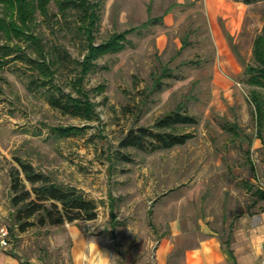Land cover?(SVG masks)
<instances>
[{"label":"rangeland","instance_id":"rangeland-1","mask_svg":"<svg viewBox=\"0 0 264 264\" xmlns=\"http://www.w3.org/2000/svg\"><path fill=\"white\" fill-rule=\"evenodd\" d=\"M228 2L244 7L243 19L234 44L226 38L230 54L221 58L204 0H101L96 43L113 32L135 30L121 51L93 59L80 89L79 62L87 49L75 10L62 15L51 1L48 15L35 10L29 23L52 66V77L17 57L42 60L32 42L14 33L0 34V45L12 47L0 59V232L8 230V244L0 255L32 264H65L68 259L63 224L36 225L23 232L14 224L9 170L15 157L31 162L58 184L79 188L96 203L97 217L74 222L116 242L125 237L126 227L148 226L145 199L162 192L150 182H181V190L201 195L190 209L212 216L224 232L236 213L264 206V87L251 84L244 73L246 64H256L252 47L264 27V0ZM164 14L166 22L142 26ZM224 26L221 19L220 28ZM156 82H162L161 90L155 89ZM252 89L260 96L261 115L250 98ZM51 95L64 102L68 96L82 99L87 115L52 106ZM178 108L197 119L176 127L192 134L185 144L155 151L119 147L129 129L152 126ZM63 128L72 134L60 135ZM110 210L119 214L115 228Z\"/></svg>","mask_w":264,"mask_h":264},{"label":"crops","instance_id":"crops-1","mask_svg":"<svg viewBox=\"0 0 264 264\" xmlns=\"http://www.w3.org/2000/svg\"><path fill=\"white\" fill-rule=\"evenodd\" d=\"M204 3L217 52L225 58L230 54L227 39L233 45V36L240 32L244 7L228 0H204ZM165 14L161 15L162 22L167 19ZM221 19L225 23L223 29ZM142 26L146 25L142 23ZM151 183L157 192H162L145 199L143 217L148 226L126 227L125 237L119 242L102 231L88 233L76 222L64 223L62 227L68 240L65 264H264V242L259 243L258 251V240L264 238V206L253 205L236 213L224 232L223 227L215 226L212 216L190 209L202 199L201 195L181 190L178 188L181 182ZM196 187L201 185L197 182ZM114 202L110 198L112 210ZM112 210L110 225L115 228L120 218ZM100 252L107 258H102ZM0 264L32 263L3 253Z\"/></svg>","mask_w":264,"mask_h":264},{"label":"trees","instance_id":"trees-1","mask_svg":"<svg viewBox=\"0 0 264 264\" xmlns=\"http://www.w3.org/2000/svg\"><path fill=\"white\" fill-rule=\"evenodd\" d=\"M51 1L55 2L60 14L65 15L68 11L75 10L80 17L79 30L84 35L87 49V54L79 62L81 74L76 80V84H78L77 89H80L82 78L90 69L93 59L121 51L125 46L126 36L135 28L113 32L107 39L96 43L95 31L101 20V0H0V34L11 37L14 33L15 36L32 42L42 60L26 58L21 55L17 57L22 60L27 59L26 62L38 69L44 77L49 75L52 77L54 72L51 64L45 61L41 41L31 32L29 23L33 20L35 10H39L41 14L47 16L48 5ZM242 1L252 3L257 0ZM161 21L162 17L160 16L149 18L143 24ZM11 52L10 45H0V59L7 57ZM252 52L256 64H246L244 73L248 75V81L251 84L264 87V27L253 40ZM155 89L161 90L162 82H156ZM250 98L256 103V111L261 115V99L258 91L252 89ZM48 99L52 106L64 112L72 111L77 115H87L81 106L84 102L82 99L68 96V100L64 102L62 97L53 95ZM195 123H197V119L194 116L178 108L159 116L152 126H137L129 129L119 141V147L155 151L182 145L192 137V134L175 131L177 125H193ZM71 134L70 128L60 130V135ZM122 159L130 161V158L124 154H122ZM15 163L9 170L11 217L21 232L36 225H62L66 222L82 219L93 220L97 217L96 203L87 199L76 186H63L56 183L49 175L37 170L31 162L21 157H15ZM262 196L264 197V193Z\"/></svg>","mask_w":264,"mask_h":264},{"label":"built area","instance_id":"built-area-1","mask_svg":"<svg viewBox=\"0 0 264 264\" xmlns=\"http://www.w3.org/2000/svg\"><path fill=\"white\" fill-rule=\"evenodd\" d=\"M8 244V230L3 229L0 232V249L4 248Z\"/></svg>","mask_w":264,"mask_h":264},{"label":"clouds","instance_id":"clouds-1","mask_svg":"<svg viewBox=\"0 0 264 264\" xmlns=\"http://www.w3.org/2000/svg\"><path fill=\"white\" fill-rule=\"evenodd\" d=\"M261 242H264V238H259V240H258V251L260 250V249H259V243H261ZM99 251H100V250H99ZM100 253H101V252H100ZM101 257H102V258H105V259L107 258V257H106L104 254H102V253H101Z\"/></svg>","mask_w":264,"mask_h":264}]
</instances>
